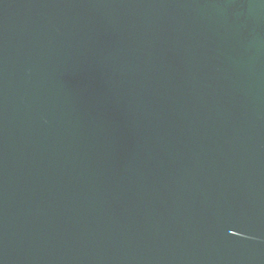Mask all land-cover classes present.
<instances>
[{"label":"water","instance_id":"water-1","mask_svg":"<svg viewBox=\"0 0 264 264\" xmlns=\"http://www.w3.org/2000/svg\"><path fill=\"white\" fill-rule=\"evenodd\" d=\"M0 264H264V0H0Z\"/></svg>","mask_w":264,"mask_h":264}]
</instances>
